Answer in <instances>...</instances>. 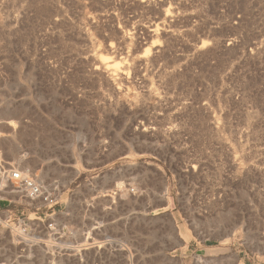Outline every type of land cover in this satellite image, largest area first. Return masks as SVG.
Instances as JSON below:
<instances>
[{
  "label": "rangeland",
  "instance_id": "obj_1",
  "mask_svg": "<svg viewBox=\"0 0 264 264\" xmlns=\"http://www.w3.org/2000/svg\"><path fill=\"white\" fill-rule=\"evenodd\" d=\"M5 117L57 164L75 124L107 158H148L199 237L264 264V0H0ZM56 170L40 180L64 192ZM4 210L0 264H83L64 230Z\"/></svg>",
  "mask_w": 264,
  "mask_h": 264
},
{
  "label": "crops",
  "instance_id": "obj_2",
  "mask_svg": "<svg viewBox=\"0 0 264 264\" xmlns=\"http://www.w3.org/2000/svg\"><path fill=\"white\" fill-rule=\"evenodd\" d=\"M26 124L0 118V162L39 179L59 168L69 180L64 192L56 179L48 181L59 196L52 208H33L16 195L7 196L0 207L7 220L12 218L9 207L36 216L40 223L63 218L67 257L81 256L83 264H260L235 240L222 244L199 237L173 189L146 184L155 166L148 158L138 163L131 146L107 158L85 143V124H75L68 133L66 163L57 164V156L43 155L34 136L22 142Z\"/></svg>",
  "mask_w": 264,
  "mask_h": 264
},
{
  "label": "built area",
  "instance_id": "obj_3",
  "mask_svg": "<svg viewBox=\"0 0 264 264\" xmlns=\"http://www.w3.org/2000/svg\"><path fill=\"white\" fill-rule=\"evenodd\" d=\"M9 195H16L46 208H52L59 200L55 185L43 182L28 170H19L13 165L0 162V202ZM16 223L19 224L22 233H25L29 226V220H17ZM46 229L52 236L58 237L60 236L59 232L63 233V229H56L53 221L46 224ZM196 264L204 263L197 261Z\"/></svg>",
  "mask_w": 264,
  "mask_h": 264
},
{
  "label": "bare ground",
  "instance_id": "obj_4",
  "mask_svg": "<svg viewBox=\"0 0 264 264\" xmlns=\"http://www.w3.org/2000/svg\"><path fill=\"white\" fill-rule=\"evenodd\" d=\"M146 53H147V52H146ZM146 53H145V54H146Z\"/></svg>",
  "mask_w": 264,
  "mask_h": 264
}]
</instances>
